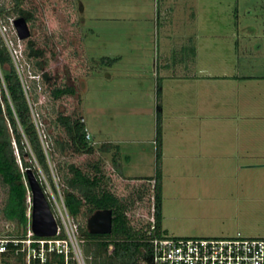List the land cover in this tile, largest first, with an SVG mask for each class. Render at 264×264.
I'll use <instances>...</instances> for the list:
<instances>
[{
	"label": "rangeland",
	"instance_id": "rangeland-1",
	"mask_svg": "<svg viewBox=\"0 0 264 264\" xmlns=\"http://www.w3.org/2000/svg\"><path fill=\"white\" fill-rule=\"evenodd\" d=\"M0 5L11 10L15 2L0 0ZM23 5L35 14L28 22L30 36L19 38L13 12L0 22V34L31 99L36 90L31 104L44 144L48 132L63 135L54 120L64 112L85 122L96 147L91 154L58 152L55 164L74 163L101 176L103 188L124 200L136 226L152 215L160 169L167 236L264 237V167L236 172L226 158L208 156L242 147L244 121L226 107L236 98L237 83L217 74L264 73L255 60L256 51H264V0H26ZM29 39L44 50L40 60H47L50 82L34 75L39 69L27 57ZM241 39L251 42H234ZM48 83L76 92L53 99ZM251 127V151L261 152L264 122L253 120ZM104 142L119 152L99 150ZM50 164L56 190L44 172L40 175L57 206L63 185L53 160ZM7 197L0 183V208ZM15 226L0 213V235Z\"/></svg>",
	"mask_w": 264,
	"mask_h": 264
},
{
	"label": "trees",
	"instance_id": "trees-1",
	"mask_svg": "<svg viewBox=\"0 0 264 264\" xmlns=\"http://www.w3.org/2000/svg\"><path fill=\"white\" fill-rule=\"evenodd\" d=\"M26 0H14L15 6L9 10L0 5V22L4 23L11 12L24 17L27 22L33 21L35 14L23 4ZM27 57L34 60L39 69L35 76H40L44 82H50V74L44 71L47 60L44 50L36 47L33 39L27 42ZM49 95L53 99H61L75 94L72 86L52 85ZM35 89L30 92L13 61V56L2 35L0 34V183L7 187L8 197L0 208L2 216L15 223L12 231L6 234L23 238L26 236L29 218L28 209V169H31L39 180L48 198L51 209L54 205L46 192V184L41 179L40 171L47 175L48 182L56 190L50 160L55 164L56 153L67 155L68 152L91 154L96 147L92 137H86V124L80 118L64 112H59L54 120L62 134L54 137L48 132L47 147L41 137L39 127L33 116L31 101L37 99ZM161 85L157 84L160 94ZM31 96V95H30ZM53 123V122H52ZM156 135L157 145L161 147L162 137V106L156 105ZM117 145L104 142L98 149L109 152L112 148L117 151ZM119 152V151H118ZM161 151H157L160 160ZM56 171L63 185V196L68 211L79 225L80 236L85 240L84 252L91 264H152L153 237L166 236L162 227V175L160 169L154 178V196L152 215L148 221L136 226L127 216L126 204L113 191L103 188L101 176L74 163L56 162ZM118 168V167H117ZM119 172H122L119 168ZM152 179V178H151ZM110 208L113 211L112 232L109 234H92L87 229V219L98 209ZM86 220V221H85ZM63 233L61 234V236ZM15 258L16 263L25 264V254L20 252ZM60 261L62 259L60 258ZM32 264H40L33 261ZM71 264H75L72 262Z\"/></svg>",
	"mask_w": 264,
	"mask_h": 264
},
{
	"label": "built area",
	"instance_id": "built-area-1",
	"mask_svg": "<svg viewBox=\"0 0 264 264\" xmlns=\"http://www.w3.org/2000/svg\"><path fill=\"white\" fill-rule=\"evenodd\" d=\"M86 137L91 133L86 130ZM53 202V199H51ZM29 225L26 236L0 235V264H8L20 252L25 264H89L82 248L79 225L68 211L64 196L53 214L58 222L54 236H37L31 228L32 194L28 191ZM63 235L61 236V234ZM152 264H264V237L240 234L225 237H153ZM60 258L62 261H60ZM91 264V263H90Z\"/></svg>",
	"mask_w": 264,
	"mask_h": 264
},
{
	"label": "crops",
	"instance_id": "crops-1",
	"mask_svg": "<svg viewBox=\"0 0 264 264\" xmlns=\"http://www.w3.org/2000/svg\"><path fill=\"white\" fill-rule=\"evenodd\" d=\"M234 42H251V41L241 39V40H236ZM247 51H245L246 54L242 53L244 55L243 57H247L249 55L250 52ZM256 52L258 53V56L255 59L256 63L260 65V67H262V65H264V51L262 53H260L259 51ZM248 59L251 60L250 58ZM237 74L238 75L225 72V73L217 74V76L223 79H228V80L231 79L232 81L237 83L236 89L232 88L233 91H235L233 95H235L236 98L233 102L231 100L227 101L226 107L231 110H234L237 116L244 121V125H245L243 127L244 131L242 137L240 138L243 143L242 147L240 148L241 150L239 149L235 153L230 151H225L222 152L221 155L217 153H212L209 154L208 156L211 157L212 159L213 158L216 159V157L226 158L228 160L227 167L234 164L233 169L236 172H241V171H249L250 169H257V167H264V161L262 162L259 160L260 158H264V149L261 152L251 151V145H250L253 139L252 137L253 129L251 127L252 121L259 119L262 122H264V73L261 74L237 73ZM230 116L231 115H229V113L226 115V117H230ZM260 133H263V130H261ZM208 156H203V157L207 158ZM251 158H257V160L255 162L241 161L244 159L251 160Z\"/></svg>",
	"mask_w": 264,
	"mask_h": 264
},
{
	"label": "water",
	"instance_id": "water-1",
	"mask_svg": "<svg viewBox=\"0 0 264 264\" xmlns=\"http://www.w3.org/2000/svg\"><path fill=\"white\" fill-rule=\"evenodd\" d=\"M14 27L20 39L30 36V28L24 17H16ZM28 183L32 194L31 228L37 236H54L58 231L48 198L39 180L31 169H28ZM113 211L110 208L98 209L89 215L87 229L92 234H109L112 232Z\"/></svg>",
	"mask_w": 264,
	"mask_h": 264
}]
</instances>
